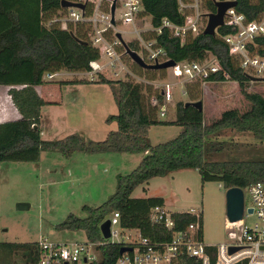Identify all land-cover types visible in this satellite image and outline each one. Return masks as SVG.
I'll list each match as a JSON object with an SVG mask.
<instances>
[{
	"label": "trees",
	"instance_id": "obj_1",
	"mask_svg": "<svg viewBox=\"0 0 264 264\" xmlns=\"http://www.w3.org/2000/svg\"><path fill=\"white\" fill-rule=\"evenodd\" d=\"M217 1L222 0H206L209 13L216 12ZM235 1L236 9L244 13L248 20L258 19L264 12V0ZM61 4L62 0H0V86H16L9 93L22 114L20 119L0 123V175L1 163L38 162L43 151H60L66 156L78 152L145 155L135 169L118 176L116 191L108 200L96 207L85 206L88 211L85 217L70 214L56 226L57 229L82 232L86 241L101 242L104 241L102 223L119 211L123 226L139 228L145 236L153 239H170L171 232L164 231V227L151 221L152 209L165 205V199L160 196L132 197L140 185L182 169H198L203 183L218 181L226 189L240 187L245 190L254 182L264 183V159L222 158L230 149L241 151L244 144L217 138L224 131L237 130L250 132L264 142V94L247 90L251 79L229 55V48L222 36L235 31L231 26L219 27L216 36L202 32L184 44L165 30L159 37V44L177 62L202 60L208 54L215 55L230 77L227 79L220 73L213 75L212 80L237 81L250 103L249 109H228L216 121L207 123L204 110L186 106V101L179 100L175 119L164 121L159 117V106L151 103L153 95L162 101L161 93L153 85L132 79L115 80L102 75L96 81L83 79L61 83L109 84L119 112L108 120L117 121L118 129L98 141L86 139L77 133L62 139H44L42 109L50 102L44 100L36 86L46 82L44 76L48 72L58 69L88 70L90 63L100 55L91 42L83 44L78 40H86L82 24L71 22L63 27L60 23H49L60 11H64ZM143 5L155 25L165 17L176 23L184 21L177 0H143ZM128 45L138 50L135 42ZM251 49L264 56V36L258 37ZM134 66L151 80L156 78L157 72H166L145 69L136 63ZM198 88V83L187 85L191 102L197 99L195 92ZM169 124L181 126L180 133L171 140L153 145L149 137L150 128ZM172 216L177 230L196 221V216L189 211H174ZM12 254H21L23 264H39V241L0 242V260L7 261ZM119 255L120 248L116 245L99 246L96 264H115Z\"/></svg>",
	"mask_w": 264,
	"mask_h": 264
},
{
	"label": "rangeland",
	"instance_id": "obj_2",
	"mask_svg": "<svg viewBox=\"0 0 264 264\" xmlns=\"http://www.w3.org/2000/svg\"><path fill=\"white\" fill-rule=\"evenodd\" d=\"M119 14L118 11L117 15ZM61 17L65 18V14ZM120 29L126 40L135 38L132 25L123 24ZM125 60L130 69L138 75L134 81L146 84L149 76L136 70L130 56H126ZM104 76L115 80L120 78L110 71ZM61 77L63 76L48 81L56 82L62 79ZM45 80L47 82V79ZM149 80L157 85L167 81L174 84L180 82L168 69L164 73L157 72L156 78ZM258 82H251L247 90L264 94V83ZM198 84L195 101L203 102L207 123L216 121L225 110L237 108L245 111L250 107L237 81ZM61 86L62 102L47 103L42 109L44 139H62L77 133L86 139L98 141L118 129L117 121L108 120L111 115L119 112L109 84L67 83ZM14 87L16 86H0V114L9 111L10 106L14 108L15 104L9 93ZM185 88L187 90V85ZM181 90L182 87L178 86L177 99L170 106L166 116L159 114L161 120L175 119L176 104L179 100L191 101L189 94L181 95ZM181 129L177 124L154 125L149 130V137L152 144L157 145L175 138ZM217 138L244 144L241 151L230 149L222 158L264 159V142L256 139L250 132L227 130L218 134ZM144 155L145 153L128 152H78L66 156L60 151H43L38 162L1 163L0 242L26 243L39 241L42 237L55 241H86L84 233L60 230L56 226L72 213L85 217L88 215L85 206L96 207L108 200L116 191L118 176L135 169ZM145 188L150 189L151 196L163 195L170 211H185L191 208L202 210L206 243L218 244L229 240L230 234L226 228L229 220L227 189L222 183H203L198 169H182L166 177H155L140 185L134 190L132 197H146L148 194ZM19 203L29 206L26 209H18ZM246 204H252L247 192ZM254 220L255 217L249 218L248 223ZM5 261L1 258L0 264L24 263L21 254H12Z\"/></svg>",
	"mask_w": 264,
	"mask_h": 264
},
{
	"label": "built area",
	"instance_id": "obj_3",
	"mask_svg": "<svg viewBox=\"0 0 264 264\" xmlns=\"http://www.w3.org/2000/svg\"><path fill=\"white\" fill-rule=\"evenodd\" d=\"M71 1L83 3L85 8H64L49 23H60L62 26L65 24L63 27L71 22L82 24L85 27L86 40L99 50L100 55L90 63L88 70L58 69L46 73L44 79L47 80L63 76L61 78L96 81L108 71L119 76V79L134 80L138 75L125 60L126 56L129 57L126 45L135 42L138 45V50L135 51L148 64L163 63L172 59L159 44V37L165 30L184 44L204 32L209 21L206 0H177L179 11L184 17L183 23H176L165 17L158 25L144 11L143 0ZM114 3L116 10L113 15ZM62 14H65V18L61 17ZM224 22V26L235 29L233 33L222 36L229 48V55L247 76L264 78V56L251 49V45H256L257 38L264 36V12L260 18L248 20L244 13L232 7L227 10ZM123 24L133 26L135 38L129 41L124 38L120 29ZM168 70L180 79L179 83L167 81L157 85L149 79L146 81V84L153 85L162 95V101L153 95L151 103L159 106V114L163 117L177 99L178 86L182 87L181 95L186 96L188 91L185 87L189 83L216 82L212 80V76L220 73L227 79L230 77L213 54H208L202 60L177 62ZM244 192L243 218L239 221L227 220L226 228L230 235L226 242H205L202 210L192 208L189 212L196 216V221L177 230L172 216L174 211L168 210L166 205H157L151 211V221L164 227V231L171 232L170 239H153L145 236L139 228L123 226L120 212L115 211L108 218L111 221V236L103 237L104 241H55L42 237L39 240V264H96L99 259V246L105 244L120 248L115 264H264V183L254 182ZM246 192L251 199V205L246 204ZM249 208L253 212H249ZM252 217L255 220L248 223ZM121 248L128 249L121 253ZM233 248L236 250L232 251Z\"/></svg>",
	"mask_w": 264,
	"mask_h": 264
},
{
	"label": "water",
	"instance_id": "obj_4",
	"mask_svg": "<svg viewBox=\"0 0 264 264\" xmlns=\"http://www.w3.org/2000/svg\"><path fill=\"white\" fill-rule=\"evenodd\" d=\"M62 7L63 8H69V7H80L82 9L85 8V4L79 3V2H73L71 0H62ZM237 2L235 0H222L216 2L217 10L216 12L208 13L209 21L208 25L204 31V34H209L216 36L218 32V28L224 26V17L229 8L236 7ZM116 10V4L114 3L112 7V13L115 14ZM114 22V20H113ZM121 39L122 36L118 35ZM78 40L83 44H88L87 40ZM127 52L129 56L132 58V60L145 69H151V70H166L174 65H176V60L170 59L163 63H157V64H148L144 61V59L136 52L135 50L131 49L129 46L126 45ZM251 81H264V78H258V77H252L248 76ZM192 105L195 108H197L200 111H203V102L200 101H187L186 106ZM226 199H227V215L229 220L231 221H239L243 218L244 211H245V192L244 189L240 187H232L227 189L226 193ZM18 209H26L29 204L25 203H19ZM249 212H253L252 208L248 209ZM110 226L111 221L107 219L105 222L101 225V232L104 238H109L111 236L110 233ZM128 248H121V253L125 252ZM236 250V248H233L232 251Z\"/></svg>",
	"mask_w": 264,
	"mask_h": 264
},
{
	"label": "crops",
	"instance_id": "obj_5",
	"mask_svg": "<svg viewBox=\"0 0 264 264\" xmlns=\"http://www.w3.org/2000/svg\"><path fill=\"white\" fill-rule=\"evenodd\" d=\"M72 80H83V79L69 77V78L58 79V80H56V82H49L47 80V82L36 86V89H37L38 93L44 98L45 101L53 102V103H61L62 100H63V95L61 93L62 92V86L61 85L63 83H61V82L62 81H72ZM252 82H254V81H252ZM56 83H58V84H56ZM10 114H11V116H10ZM21 117H22V114L20 113V111L17 108V106L14 105V108H12V106H10V110L9 111H7V112H5L3 114H0V123L6 122V121H9V120L20 119ZM146 190H147L146 192L148 194V195H146V197H151L150 189H146ZM155 196L163 197L165 199V205H167V199L163 195L159 194V195H155ZM190 210H185V211H190Z\"/></svg>",
	"mask_w": 264,
	"mask_h": 264
}]
</instances>
